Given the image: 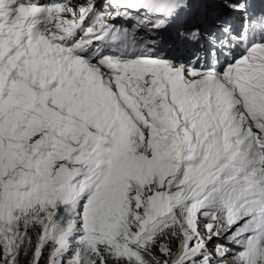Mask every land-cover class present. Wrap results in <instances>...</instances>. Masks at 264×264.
<instances>
[{
	"label": "snow or ice",
	"instance_id": "obj_1",
	"mask_svg": "<svg viewBox=\"0 0 264 264\" xmlns=\"http://www.w3.org/2000/svg\"><path fill=\"white\" fill-rule=\"evenodd\" d=\"M0 264H264V0H0Z\"/></svg>",
	"mask_w": 264,
	"mask_h": 264
}]
</instances>
